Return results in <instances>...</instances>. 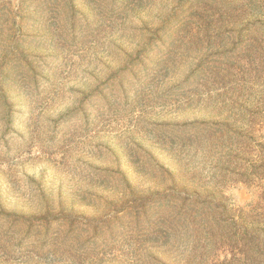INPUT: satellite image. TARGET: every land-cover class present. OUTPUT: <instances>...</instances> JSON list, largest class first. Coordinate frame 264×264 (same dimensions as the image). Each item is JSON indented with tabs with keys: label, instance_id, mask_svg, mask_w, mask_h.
Listing matches in <instances>:
<instances>
[{
	"label": "rangeland",
	"instance_id": "1",
	"mask_svg": "<svg viewBox=\"0 0 264 264\" xmlns=\"http://www.w3.org/2000/svg\"><path fill=\"white\" fill-rule=\"evenodd\" d=\"M263 5L0 0V264H264Z\"/></svg>",
	"mask_w": 264,
	"mask_h": 264
},
{
	"label": "trees",
	"instance_id": "2",
	"mask_svg": "<svg viewBox=\"0 0 264 264\" xmlns=\"http://www.w3.org/2000/svg\"><path fill=\"white\" fill-rule=\"evenodd\" d=\"M240 8H241V5H240ZM261 15L264 16V10L262 11ZM259 21L261 23H263V25H264V17H263V19H261V20H253L252 21V22H254L253 24H250V26H247V28H244V27L241 28L238 33H243V32L251 33V31H250L251 29H253V31L258 30L259 27H257L255 24H258ZM258 25H261V24H258ZM261 27H263V26H261ZM234 30L231 29V30H229V32L234 31ZM262 43L263 44L261 46V51H264V41ZM216 126H218V125H216ZM126 185L128 187H130V185L128 183H126ZM133 195H135V196L130 195V196H132L131 200H128V201L127 200H121L120 202L116 203V204H119L117 209L120 210V214L125 213V211L136 213L141 208L145 209L144 206H150L151 204L159 203L160 201H165V200L172 202V200H173V199H171L172 195L165 193V191H160V192L156 191V192H153V193H150L147 195L138 194L137 192H134ZM214 200L215 199L209 195H206V196L202 195L201 197H197L196 193H190V196H189V194H187V196L183 197L182 202L179 206L180 208L178 207L179 209H178L177 213L172 217V220L180 219L183 216L185 217L186 212L182 211V209L188 210L189 207H191L190 208L191 213L194 211V214L191 216H194L197 212L198 213L201 212L202 214L205 215V214H207V211H208V210H206V208H208V204L209 205L212 204V202ZM173 202H174V200H173ZM218 205H219V203H216L215 205L213 204L212 205L213 207H211V208H215ZM144 209L142 210L141 214L143 213ZM62 213L60 215H54L53 219L50 220L49 222L50 223L71 222L68 219V217L66 216V214L62 215ZM156 219H157V217L152 219V221H156ZM161 220H164V218ZM150 221H151V219L149 220V222Z\"/></svg>",
	"mask_w": 264,
	"mask_h": 264
}]
</instances>
